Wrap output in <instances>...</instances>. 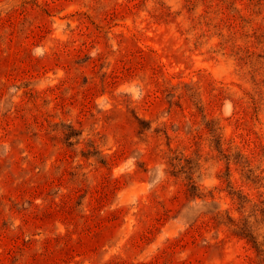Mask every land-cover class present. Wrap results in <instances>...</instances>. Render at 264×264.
<instances>
[{"label": "rangeland", "instance_id": "1", "mask_svg": "<svg viewBox=\"0 0 264 264\" xmlns=\"http://www.w3.org/2000/svg\"><path fill=\"white\" fill-rule=\"evenodd\" d=\"M0 264H264V0H0Z\"/></svg>", "mask_w": 264, "mask_h": 264}, {"label": "trees", "instance_id": "2", "mask_svg": "<svg viewBox=\"0 0 264 264\" xmlns=\"http://www.w3.org/2000/svg\"><path fill=\"white\" fill-rule=\"evenodd\" d=\"M252 241H253L255 244H257V241H256L255 239H252Z\"/></svg>", "mask_w": 264, "mask_h": 264}]
</instances>
